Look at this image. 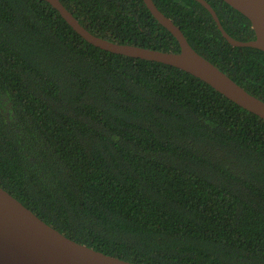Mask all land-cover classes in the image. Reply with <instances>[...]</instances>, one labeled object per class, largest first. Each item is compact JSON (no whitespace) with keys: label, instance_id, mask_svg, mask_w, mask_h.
<instances>
[{"label":"trees","instance_id":"obj_1","mask_svg":"<svg viewBox=\"0 0 264 264\" xmlns=\"http://www.w3.org/2000/svg\"><path fill=\"white\" fill-rule=\"evenodd\" d=\"M95 36L179 53L143 0H60ZM235 40L250 21L206 0ZM264 102V52L195 0H153ZM0 187L67 238L134 264H264V120L175 67L84 40L45 0H0Z\"/></svg>","mask_w":264,"mask_h":264},{"label":"water","instance_id":"obj_2","mask_svg":"<svg viewBox=\"0 0 264 264\" xmlns=\"http://www.w3.org/2000/svg\"><path fill=\"white\" fill-rule=\"evenodd\" d=\"M88 43L107 52L161 63L180 69L211 86L228 100L264 120V102L246 92L215 65L198 54L175 23L153 0H143L154 18L178 41L179 53L161 52L133 45L117 44L85 29L60 0H45ZM212 15L223 37L233 47L264 52V0H223L251 23L255 39L232 38L206 0H195ZM0 264H134L79 244L46 224L30 209L0 187Z\"/></svg>","mask_w":264,"mask_h":264}]
</instances>
